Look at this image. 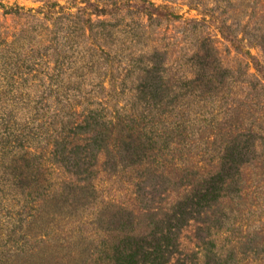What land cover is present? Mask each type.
I'll use <instances>...</instances> for the list:
<instances>
[{"label": "rangeland", "instance_id": "1", "mask_svg": "<svg viewBox=\"0 0 264 264\" xmlns=\"http://www.w3.org/2000/svg\"><path fill=\"white\" fill-rule=\"evenodd\" d=\"M0 264H264V0H0Z\"/></svg>", "mask_w": 264, "mask_h": 264}]
</instances>
